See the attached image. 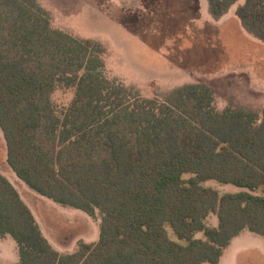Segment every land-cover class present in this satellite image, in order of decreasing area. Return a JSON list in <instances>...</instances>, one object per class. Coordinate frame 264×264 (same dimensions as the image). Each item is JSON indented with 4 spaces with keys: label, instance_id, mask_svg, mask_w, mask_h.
Segmentation results:
<instances>
[{
    "label": "trees",
    "instance_id": "16d2710c",
    "mask_svg": "<svg viewBox=\"0 0 264 264\" xmlns=\"http://www.w3.org/2000/svg\"><path fill=\"white\" fill-rule=\"evenodd\" d=\"M237 1L208 0L210 12L220 18ZM237 15L264 40V0H246ZM105 52L54 28L39 0H0L7 163L41 196L102 213L98 240L63 253L0 174V239L13 238L20 254L11 264H220L244 231L264 240V107L220 110L203 83L145 97L107 77ZM58 89L73 90L63 108ZM210 180L240 190L222 194Z\"/></svg>",
    "mask_w": 264,
    "mask_h": 264
},
{
    "label": "rangeland",
    "instance_id": "374dc122",
    "mask_svg": "<svg viewBox=\"0 0 264 264\" xmlns=\"http://www.w3.org/2000/svg\"><path fill=\"white\" fill-rule=\"evenodd\" d=\"M245 1L238 0L224 16L215 18L208 0H39L51 13L54 28L104 46L107 77L117 78L145 97L165 100L180 86L203 83L213 86L210 87L216 93L215 104L220 110L230 104L244 108L252 105V109L261 110L264 40L250 32L242 21L238 22L241 19L237 8ZM72 98L73 90L65 89H58L53 97L60 108ZM0 174L22 192L21 180L7 163L1 129ZM205 185L222 194L240 190L215 180ZM258 193L264 195V189ZM26 198L57 250L72 253L78 249L80 239L98 240L102 221L99 209L90 216L43 196ZM208 224L217 225V216L212 214ZM197 237L203 238L204 234L198 233ZM10 241L6 237L0 239V264L15 263L19 258L15 240ZM234 244L230 254V248L225 250L228 256L224 264L264 262L259 252L264 240L259 235L247 231L242 241Z\"/></svg>",
    "mask_w": 264,
    "mask_h": 264
},
{
    "label": "crops",
    "instance_id": "0c3cea01",
    "mask_svg": "<svg viewBox=\"0 0 264 264\" xmlns=\"http://www.w3.org/2000/svg\"><path fill=\"white\" fill-rule=\"evenodd\" d=\"M240 20V19H239ZM238 22H241V20L240 21H238ZM242 23V22H241ZM242 45H244V44H241V46ZM243 48H245L246 49V47L245 46H243ZM210 86H212V85H210ZM209 86V87H210ZM213 87V86H212ZM211 87V88H212ZM213 89V88H212ZM264 88L263 87H261V90H263ZM252 106V105H251ZM251 106H249L248 108H252ZM264 107V106H263ZM254 108V107H253ZM262 109V108H261ZM20 179V178H19ZM21 180V179H20ZM18 182V181H17ZM19 184H20V187H21V189H22V192L21 191H19L20 192V194H21V196H22V198L25 200V202L30 206V208L32 209V211H33V208L31 207V205H30V203H29V201L27 200V198H26V195H33V196H37L38 198H42V196L40 195V194H38L36 191H34V190H32L31 188H29L27 185H24L25 183L21 180V182L19 181ZM27 186V187H26ZM18 189V188H17ZM19 190V189H18ZM24 190V191H23ZM25 193V194H24ZM44 197V196H43ZM44 199V198H43ZM33 213H34V211H33ZM35 214V213H34ZM36 216V215H35ZM37 218V217H36ZM38 220V219H37ZM43 230V229H42ZM246 232H247V230L246 231H244L241 235H239V236H237L236 238H234L233 240H232V242H231V244L233 245V243H235V242H239V240H241L242 241V239H243V236H244V234H246ZM249 232V231H248ZM261 237V236H260ZM10 236H7L6 237V239L7 240H9V242H11L10 241ZM13 239V238H12ZM246 241V240H245ZM17 244V243H16ZM230 244V246L227 248L228 250H229V248H230V250L228 251V254H230V251L233 249V247H235V244L232 246ZM259 246H260V244H259ZM14 248H16V247H14ZM17 248H18V246H17ZM226 249V250H227ZM18 252H19V250H18ZM259 252L261 253L260 255L261 256H263V258H264V245H263V249H261L260 248V250H259ZM227 254H225V251H224V255H223V257H222V260H221V262H220V264H224V261L226 260V258H227ZM19 259H20V254H19V258H18V260H17V262L19 261ZM229 260V259H228ZM227 260V261H228ZM16 263V262H15ZM6 264H11V263H6ZM261 264H264V262H261Z\"/></svg>",
    "mask_w": 264,
    "mask_h": 264
}]
</instances>
